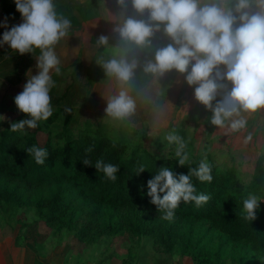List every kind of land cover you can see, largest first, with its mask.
<instances>
[{
	"label": "trees",
	"instance_id": "1",
	"mask_svg": "<svg viewBox=\"0 0 264 264\" xmlns=\"http://www.w3.org/2000/svg\"><path fill=\"white\" fill-rule=\"evenodd\" d=\"M137 48L154 61L156 49ZM102 50L100 47L98 52ZM8 54L5 58L13 63L12 68L0 76L14 87L22 80L20 67L26 62L18 54ZM71 96L70 92L51 95L53 114L33 131L12 132V122L0 125V212L6 221L18 218L16 244L43 242L37 231L41 223L52 237L75 240L87 251L116 237L147 238L156 252L167 256L166 261L177 257L192 264H264V206L252 223L241 218L248 193L264 200V155L256 159L248 185L236 179L234 169L222 170L207 160L212 182H200L196 177L192 182L197 193L211 199L200 207L181 201L174 218L165 220L146 195L147 181L162 166L186 175L202 159L193 157L181 167L175 154L157 157L144 146L145 133L129 121L111 120L106 113L96 122L81 119L75 110L78 96ZM52 125L60 128L59 141H52ZM43 128L47 135L40 142L37 133ZM33 145L47 150L44 165H37L25 152ZM88 148H92L90 153L85 151ZM85 158L93 167L83 165ZM100 158L119 167L115 182L94 168ZM141 165L145 172L137 176ZM31 209L35 219L30 223L20 220L18 212ZM135 255L130 248L126 257Z\"/></svg>",
	"mask_w": 264,
	"mask_h": 264
},
{
	"label": "clouds",
	"instance_id": "2",
	"mask_svg": "<svg viewBox=\"0 0 264 264\" xmlns=\"http://www.w3.org/2000/svg\"><path fill=\"white\" fill-rule=\"evenodd\" d=\"M22 23L3 33L0 44H7L13 52L33 54L36 58V75H28L23 91L14 103L26 119L10 123V131L24 132L36 129L53 114L52 89L57 84L53 79L61 74V61L56 54L57 43L68 36L71 21L58 17L53 0H14ZM125 15L127 0H117ZM136 13H148V21L128 16L117 24L113 32L121 41L143 46L149 42L154 31H162L172 41L155 52L154 61H149L145 72L163 74L176 70L185 74L186 83L195 85L194 98L212 112L211 124L226 125L237 132L247 121L241 112L255 113L264 109V0H131ZM0 27L7 28L5 22ZM109 38L101 35L97 42L108 44ZM109 76L122 84H128L134 76L137 62L129 63L124 58L99 60ZM222 66V67H221ZM190 68V70H189ZM230 85V88L228 87ZM227 89L217 100L218 93ZM216 103L213 105V102ZM136 109L135 100L126 90L107 100L105 113L114 121H125ZM65 111L70 112V108ZM233 117H238L233 119ZM6 117L0 115V122ZM230 121V123H228ZM169 145H175L177 164L181 167L189 162L187 144L175 130L165 136ZM91 152L92 148L85 150ZM37 165H44L48 158L46 149L31 146L25 149ZM85 167H93L92 161L83 159ZM94 168L112 182L117 180L119 167L97 159ZM145 172L141 165L136 175ZM212 168L207 158L198 167L189 168L188 173L177 175L171 167H160L147 181L150 203L162 212L163 219L172 220L181 201L194 202L197 207L206 204L211 196L197 193L192 182L211 183ZM264 202L253 193L243 200L241 218L247 222L257 219L260 204Z\"/></svg>",
	"mask_w": 264,
	"mask_h": 264
},
{
	"label": "crops",
	"instance_id": "3",
	"mask_svg": "<svg viewBox=\"0 0 264 264\" xmlns=\"http://www.w3.org/2000/svg\"><path fill=\"white\" fill-rule=\"evenodd\" d=\"M204 2L205 0H201V3ZM53 3L57 16L71 21V29L68 36L61 39L55 46L56 54L61 61L60 75L62 76L59 79V82L62 83L58 84L57 88L59 86L63 88L58 97L65 92H70L71 98H75L76 95L78 96L76 99L78 106H76L75 110H79L80 114L81 110L85 109H97L105 114L106 103L110 97L118 95L122 89L126 90L130 96L136 93L131 96L135 100L136 107L138 104L144 105L146 110L150 108L152 113L154 110L157 112L163 111L158 112L160 115L156 119L152 118V121L156 125L160 127L163 125L166 129L170 125L176 126L182 124L183 129L182 131H178V133L180 132V137L183 140H185L184 134L189 133L194 143L202 131L207 133L208 142L220 143L224 141V143H228L229 141L233 142V140L237 141L240 138L243 148L245 145L244 153L247 148V153H249V150H252L253 153L257 154L252 164H250L254 169L256 159L264 155V109H260L255 113L241 112V116L247 123L243 129L237 132L231 131L227 125L225 127L215 126L211 124V119H209L208 127L205 126L207 122L205 119H207L209 110L205 109L203 105L199 107L200 103L194 98V88L196 86H190L186 83L185 76L187 73L180 74L174 69L162 75L145 72L144 67L149 62V59L137 48V45L121 41L119 35L113 32V28L117 24H122L128 16L149 22L147 12L143 15L136 13L131 7V0H127V8L123 16L121 13L124 12V9L117 3V0H53ZM0 15H2L0 16V24L6 22L8 25L7 28L1 27L4 29V32L10 30L12 26L22 23L20 14L16 11L14 0H0ZM162 27L161 31L153 32V35L149 38V42L145 44L147 48L150 46L158 50L172 42L163 33ZM101 35L109 38L108 44H98L97 40ZM3 45L1 44V46ZM100 47L103 50L98 52ZM20 57L25 62H29L28 59H30L29 63H32V65L28 70V74L36 75L35 56L33 54H24L20 55ZM111 58H124L129 63L133 60L137 62L133 79L128 84H122L114 76L107 75L102 65L98 63L99 60L107 61ZM60 75L57 76L53 73L54 80L56 81ZM81 76L85 82L78 79ZM158 77L162 78L160 88L157 87L159 84L153 81V79ZM135 78L152 80L141 90H138ZM27 79L28 75L25 73L21 82L14 86L17 87L19 84L25 85ZM64 79H66L65 82ZM171 79H173V82L169 85ZM59 82L56 81V83ZM228 87L230 88V85ZM167 88L176 89L177 95L174 99L170 96L171 90ZM226 91L227 89L221 90L218 93L217 100L221 99L226 94ZM52 93L53 89L51 95ZM85 93H88V95L86 103L83 104L81 100L84 98ZM138 93L142 94L135 99L134 97ZM178 97H181L180 100H178ZM88 102L92 104L94 109H92L91 105H86ZM215 103L216 101L213 102V105ZM176 105L178 110L174 114L172 113L171 117L167 116L166 113L174 111L172 108L175 109ZM203 108L207 110L205 114L203 116L198 114V118L195 119L193 112L195 110L201 111ZM152 113L149 116H153ZM200 118L203 120L198 124L197 120ZM236 118L238 117H233V119ZM131 124L133 125L134 123L132 122ZM200 124L203 125L202 128L199 126ZM133 126L136 127L138 125ZM190 128L191 131L188 132ZM171 130L176 131L174 127L169 131ZM16 219L13 218L6 221L4 215L0 212V264H111L112 259H109V256L103 257L101 260L99 257L94 258L99 256L96 249L99 250L106 243L92 246L88 251H83L80 254H76L72 250H68L67 254H64L61 247L77 245V242L65 243L67 240L64 241V238L52 237L51 234V236H42L41 241L43 242L37 245H31L27 242L16 244V237L20 232ZM58 247L59 249L57 250ZM121 256L118 257L120 258ZM92 259L95 261H91ZM160 259L161 261L156 259V263L145 261L141 264H191L187 258L180 259L181 261L174 258L171 260V263L169 260L166 261L167 257Z\"/></svg>",
	"mask_w": 264,
	"mask_h": 264
},
{
	"label": "rangeland",
	"instance_id": "4",
	"mask_svg": "<svg viewBox=\"0 0 264 264\" xmlns=\"http://www.w3.org/2000/svg\"><path fill=\"white\" fill-rule=\"evenodd\" d=\"M65 1V0H64ZM8 6V5H7ZM11 9V8H9ZM2 16V15H0ZM2 25V24H0ZM4 29H2L0 27V39H2L3 36V32ZM3 53H6L5 55H3ZM8 53H11V55H13L14 57H16V55L14 54H19L16 52H13L10 47L7 44H4L3 46H1L0 44V75H2V73H7L8 70H10L12 67L11 65L13 63L8 62V60L5 58L6 55H9ZM29 54V53H26ZM25 66H21L20 67V76L21 78L23 77V75L26 73V75L28 74V70L30 69L32 63L26 62ZM32 75V74H31ZM60 77H62L61 75L59 76L58 79H56L57 82H59ZM54 79V78H53ZM81 81H84V78L81 76L78 78ZM63 80V79H62ZM137 82V89L141 90L149 81H151L152 79H146V78H135L134 79ZM161 80L162 78H156L153 79V81L157 82L159 85L157 86L158 88L161 87ZM66 81V79H64V82ZM173 82V79L170 80L169 85H171ZM62 82L56 83L61 84ZM23 87L24 84H19L17 87H11L9 85V83H7L5 77H1L0 76V115L6 117V121L0 122V125H7L10 122H16V121H20L24 119V115L22 113H19L15 103H14V99L15 97L20 94L23 91ZM166 89V88H165ZM169 90H171L170 96L171 98H175L177 95V91L172 90L173 88H167ZM63 88L62 86H59L57 88V86L53 89V93H52V97H58L61 92H62ZM158 90V89H157ZM58 91V92H57ZM136 93H133L132 95H134ZM142 93H138L137 95H135V99H137V97H139ZM158 94V92H157ZM183 94V93H182ZM181 94V97H182ZM88 93L84 95V98L81 100L84 103H86V97H87ZM131 95V96H132ZM180 97V98H181ZM180 98L178 97V100H180ZM86 105H91L89 102ZM202 105L200 104L199 107H201ZM55 106H53V110H54ZM92 109L93 106H92ZM81 110V114L80 111H76L81 119H89L92 122H96L99 120H102L104 118L103 112H101L100 110ZM172 110L174 111H169L168 113H166L167 116L171 117L172 113L174 114L175 111L178 110L177 105L175 107V109L172 108ZM207 110L201 109V111L199 110H195L193 112L194 118L197 119L198 118V114L200 115H204L205 112ZM158 112H163V111H158ZM156 110L151 111L150 108H148L146 110V107L144 105H140L138 104L134 114L127 118L126 120L129 121L130 123H134L133 125H138L136 126V128L138 129L139 132H144L145 133V137L143 139L144 141V146L149 150V152L153 153L155 156L157 157H164V156H168L169 153H171L172 155L175 154V145H169L168 142L165 140V136L173 131H169L170 129H172L174 127V129H176V133L180 136V132L178 133V131H182L183 129V125H170L165 129V126L160 127L158 125H156L153 121L152 118H155L160 115ZM209 113L207 114V119H205L206 125H208L209 123V119H211L212 116V112L209 110ZM153 114V116H149L150 114ZM203 119L200 118L198 119V124L202 121ZM204 120V122H205ZM41 125L44 123V121L40 122ZM201 128L203 127L202 124L199 125ZM208 127V126H207ZM51 132H52V141H59L61 139V137L59 136L60 134V128L59 126H54L52 125L51 127ZM30 130H34V129H30ZM191 131V128L188 130V132ZM47 135V130L45 128H43V130L39 133H37V139L40 142H44V139L46 138ZM184 138H185V142L187 144V148L186 151L189 153V159L193 158V157H199L202 160L205 159V156L207 158V160H212L214 161L217 166L219 168H221L222 170H230V169H234L235 175H236V179L242 184V185H248L251 182V178H252V171H253V167L250 165L252 164L253 160L256 157V153H253L252 150H249V153H247V148H246V152L245 151V145L244 148L241 145L240 142V138H238L237 141L233 140L229 141L228 143H224V141H221L220 143H214V142H208V138H207V133L205 131L201 132V135L199 136V138H197V141H194L193 143V139L191 138V136L189 135V133H185L184 134ZM191 139V140H190ZM175 156V155H174ZM264 201V200H262ZM264 206V202H262L260 204L259 208H262ZM21 211V210H20ZM18 212L20 214H18V217H20L23 221H25L26 223H30L31 220L35 219V215L33 210H25V211H21ZM24 233L26 232V229L23 230ZM37 231L38 233H40V235L42 236H49L51 234V232H49L48 228H46V226H44L43 224L39 223L37 225ZM51 236V235H50ZM39 237V236H38ZM126 237V236H125ZM127 238V237H126ZM67 240V241H65ZM65 243H71L72 239L69 238H64ZM85 246H83L82 244H79L77 242V245H73V246H64L61 247L62 252L64 254H67L68 250H72L74 253L76 254H80L83 251H86ZM92 248V247H91ZM108 248V250H107ZM110 248V249H109ZM131 248V253L132 254H136L135 257H126L127 253L129 252V249ZM59 249V247L57 248V250ZM96 251L98 252L99 256H96L94 258H98L101 260L103 257H108L111 260V264L115 263V264H138V263H142L145 261H150L153 263H156V259H158V261H161L160 258L165 259L167 256L161 255L158 252H156L155 248L152 245V241L150 239L147 238H143L141 240H137V239H128L127 240L124 237H120V238H113L110 241L106 242V245L103 246L102 248H100L99 250L96 249ZM122 255L120 258L118 256ZM176 260H180V258H176L174 257ZM172 258H168L170 263L171 260L174 259ZM185 259V258H184ZM98 260V259H97ZM91 261H95L94 259H92ZM106 261V260H105ZM119 262V263H118ZM191 262V261H190ZM89 263V262H88ZM183 264V263H181ZM190 264V263H189ZM192 264V263H191ZM230 264V263H228Z\"/></svg>",
	"mask_w": 264,
	"mask_h": 264
}]
</instances>
